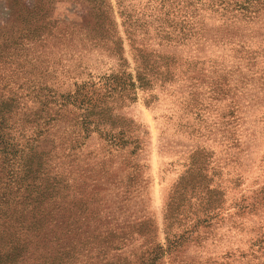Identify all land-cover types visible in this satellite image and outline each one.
<instances>
[{"label": "rangeland", "instance_id": "obj_1", "mask_svg": "<svg viewBox=\"0 0 264 264\" xmlns=\"http://www.w3.org/2000/svg\"><path fill=\"white\" fill-rule=\"evenodd\" d=\"M32 210L71 264H264V0H0V247Z\"/></svg>", "mask_w": 264, "mask_h": 264}, {"label": "trees", "instance_id": "obj_2", "mask_svg": "<svg viewBox=\"0 0 264 264\" xmlns=\"http://www.w3.org/2000/svg\"><path fill=\"white\" fill-rule=\"evenodd\" d=\"M135 50V57L139 66L141 65V68L146 67L148 65L146 58L138 53V49ZM139 72L142 73V71ZM41 197L44 196L41 195ZM44 212V210H36L30 221L22 215L15 217L16 219L14 218V225L17 224L16 230L7 232L5 240L8 241H4L2 247H0V250L5 249L4 252H0V264H71L70 260H76L73 249L68 252L56 249L55 252H52V255L37 253L38 243L33 241L32 238L38 240L40 234L45 230V222L41 215ZM36 254H39V258L35 257Z\"/></svg>", "mask_w": 264, "mask_h": 264}]
</instances>
